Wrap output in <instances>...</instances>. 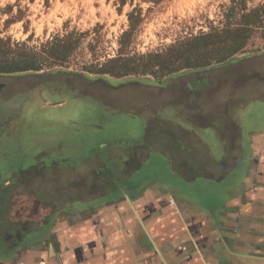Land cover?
I'll list each match as a JSON object with an SVG mask.
<instances>
[{"label":"rangeland","instance_id":"rangeland-1","mask_svg":"<svg viewBox=\"0 0 264 264\" xmlns=\"http://www.w3.org/2000/svg\"><path fill=\"white\" fill-rule=\"evenodd\" d=\"M231 3L0 0V38L13 45L40 47L69 32L78 33L80 40L65 69L0 74V86H5L0 92V232H6L13 212L33 217L44 216L51 206L67 211L85 206L83 203L96 197L90 186L95 179L104 186L100 190L107 191L92 203L116 198L122 185L134 190L156 178L180 188L199 205H214L213 198L226 195L229 180L238 173L220 182L199 176L187 183L173 172L170 162L181 161L178 154L183 149L178 140L183 132H201L186 122L191 116L187 106L192 102L200 104L201 111L196 113L200 122L224 115L231 119L234 103L224 107L225 99H233L234 94L244 99L252 84L258 100L251 108L254 121L248 123L264 122V40L259 34L244 51L211 69H187L165 77L97 72L118 56L120 38L130 26L133 9L144 17L129 47V54L139 56L162 52L181 40L222 27ZM262 4L264 0H245L247 10ZM41 84L46 89H38ZM190 84L196 86L190 88ZM32 89L18 107H2L5 101H17ZM249 113L247 109L244 116ZM202 131L212 134V128ZM160 134L166 136L161 146ZM141 147L146 151L136 154ZM19 220L22 227L36 226L31 219Z\"/></svg>","mask_w":264,"mask_h":264},{"label":"crops","instance_id":"crops-1","mask_svg":"<svg viewBox=\"0 0 264 264\" xmlns=\"http://www.w3.org/2000/svg\"><path fill=\"white\" fill-rule=\"evenodd\" d=\"M248 87L244 99H225L224 107L234 103L231 119L200 122V104L187 106L186 122L201 132H183L181 161L170 162L187 183L199 176L220 182L238 173L227 194L212 199L214 205H199L158 178L134 190L122 185L116 198L92 203L107 191L95 179L90 186L96 197L78 200L85 206H51L44 216L11 213L6 232H0V264H264V122L248 123L258 100L254 85ZM165 137L159 135V146ZM19 218L36 226L22 227Z\"/></svg>","mask_w":264,"mask_h":264},{"label":"trees","instance_id":"trees-1","mask_svg":"<svg viewBox=\"0 0 264 264\" xmlns=\"http://www.w3.org/2000/svg\"><path fill=\"white\" fill-rule=\"evenodd\" d=\"M225 23L213 27L169 46L162 52L129 54L133 36L138 32L144 17L141 11L129 13V28L120 38L118 56L109 59L97 73L118 77L129 74H156L168 76L183 70L211 69L227 62L244 51L250 40L259 34L264 40V4L247 10L245 0H232L225 10ZM79 35L69 32L56 35L40 47L15 43L0 38V74L19 75L67 68L70 57L79 45Z\"/></svg>","mask_w":264,"mask_h":264},{"label":"water","instance_id":"water-1","mask_svg":"<svg viewBox=\"0 0 264 264\" xmlns=\"http://www.w3.org/2000/svg\"><path fill=\"white\" fill-rule=\"evenodd\" d=\"M60 74V72H57L56 73V76H58ZM43 75H46V74H43ZM56 84H59L58 83V80H56L55 82ZM41 87L44 86V84H41L40 85ZM33 92V89L30 90L26 96H23L21 98H18L17 101H12V100H8V101H5L3 104H2V107L4 108H14V107H18L21 103H23L27 97Z\"/></svg>","mask_w":264,"mask_h":264},{"label":"flooded vegetation","instance_id":"flooded-vegetation-1","mask_svg":"<svg viewBox=\"0 0 264 264\" xmlns=\"http://www.w3.org/2000/svg\"><path fill=\"white\" fill-rule=\"evenodd\" d=\"M194 86H196V85H194V84H190L189 87L192 88V87H194ZM37 88H38V89H46V87H44V86L41 88L40 85H39ZM3 89H5V86H4V87H1V86H0V92H2ZM28 92H29V91H28ZM26 95H27V94H26ZM26 95H25V96H26ZM17 99H18V98H16L15 100H17ZM23 103H24V102H23Z\"/></svg>","mask_w":264,"mask_h":264}]
</instances>
